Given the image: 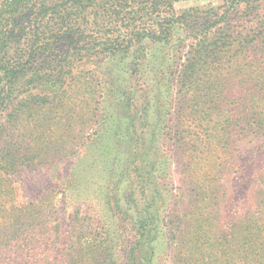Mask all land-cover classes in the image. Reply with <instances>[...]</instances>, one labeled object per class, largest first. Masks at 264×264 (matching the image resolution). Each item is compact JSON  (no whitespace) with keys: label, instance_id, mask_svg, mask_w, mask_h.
<instances>
[{"label":"trees","instance_id":"trees-1","mask_svg":"<svg viewBox=\"0 0 264 264\" xmlns=\"http://www.w3.org/2000/svg\"><path fill=\"white\" fill-rule=\"evenodd\" d=\"M181 1L188 0H0V264H120L115 246L124 249V264H161L159 247L168 223L162 210L167 201L163 194L149 190L143 203L133 201L135 212L123 214L121 219L117 216L123 213V196L130 200L127 188L135 186L128 174L127 158L120 169V155L128 152L136 158L140 147L137 131L127 126L131 137L126 140L121 125L111 134V129L105 132L110 148L99 156L108 163L101 173L105 174L104 204L112 210V218L89 219L80 212L82 204L77 206L69 198L59 206L51 190L33 202L17 203L13 177L42 169L47 161L82 155L83 148H76L67 135L75 101L93 100L97 85L103 91L110 88L105 75L94 76L95 83L83 75L75 76V70L82 74L96 58L127 57L134 46L146 41L168 43L176 26L200 33L191 46L194 57L186 72L190 85L198 80L195 67L199 65L210 69L218 63V70L228 56L234 59L249 50L264 54V0H224L221 7L209 9L202 17L200 10L179 14L174 4ZM134 61L133 66H138L140 61ZM130 64L124 69L131 70ZM228 64L232 66L234 61ZM121 92L112 113L107 106L102 107V120L111 119L116 124L123 114L136 112L127 94ZM54 115L64 121H55ZM54 126H62L63 131L56 139L59 127ZM123 146L125 152L120 149ZM71 187L61 188L67 193ZM194 191L206 199L216 200L219 195L212 185L200 193ZM258 207L264 211V200ZM121 221L133 225L127 238L118 233ZM232 221L218 231L227 242L211 243L213 251L206 248L211 251L208 254L225 253L229 258V253H235L233 246L244 240L247 244L240 246L242 252L236 259L242 264H264V225L256 222L252 231L246 222L241 227ZM178 224L181 226V220ZM180 235L184 240L186 231L180 230ZM203 247L199 246V258L206 255ZM202 263V259H181V264Z\"/></svg>","mask_w":264,"mask_h":264},{"label":"rangeland","instance_id":"rangeland-1","mask_svg":"<svg viewBox=\"0 0 264 264\" xmlns=\"http://www.w3.org/2000/svg\"><path fill=\"white\" fill-rule=\"evenodd\" d=\"M223 3L224 0H188L175 3L174 8L179 14L200 10L202 17ZM199 34L176 26L168 43L146 41L134 46L127 57L96 58L82 74L76 69L75 76L83 75L90 82L97 83L93 77L105 75L110 88L103 91L97 85L93 100L82 104L75 101L67 135H71L76 148H83L82 155L47 161L42 169L14 175L17 203L33 202L51 190L59 206L69 198L77 206L82 204L80 212L89 219L112 218V210L104 204L105 174L101 173L108 163L104 164L99 154L110 148L109 134H105L108 129L111 134L121 125L120 132L126 140L131 137L128 126L138 132L140 147L134 159L127 155L124 146L120 148L126 153L120 155V169L127 158L128 174L135 186L127 188L126 198L130 200L123 196L122 204L119 203L124 207L118 218L135 212L133 201L143 203L149 190H157L167 200L162 210L168 217L166 237L159 247L161 264H181L183 257L202 259V264H242L236 256H240V246L247 241L234 245L235 253H229V258L225 253L210 255L206 248L213 251L211 243L216 242L217 246L227 242L218 231L230 225L232 218L241 227L246 222L252 231L256 222L264 225V211L258 207L264 200V54L249 50L236 59L228 56L218 70V63L210 69L199 65L195 67L198 80L190 85L186 72L194 57L190 55L191 46L199 40ZM134 59L140 61L138 66H133ZM228 61H234V65ZM128 62H132L131 70L124 69ZM120 92L127 94L136 112L123 114L116 124L111 119L102 120V107L107 106L111 113L117 109ZM54 117L55 121H64ZM56 127L59 131L55 139L63 132L62 126L52 128ZM199 184L203 188L212 185L219 191L218 198L198 197L194 190L200 193L203 188ZM65 185H72L67 193L61 188ZM219 201H223L221 206ZM120 224L118 233L122 238L129 237L133 225L123 221ZM180 230L186 231L184 240L180 239ZM201 244L206 255L199 258ZM113 251L120 255L119 263L124 264V249L115 246Z\"/></svg>","mask_w":264,"mask_h":264}]
</instances>
